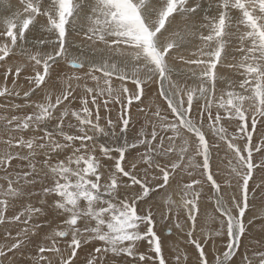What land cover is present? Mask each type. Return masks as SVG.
<instances>
[{"label": "snow or ice", "instance_id": "snow-or-ice-1", "mask_svg": "<svg viewBox=\"0 0 264 264\" xmlns=\"http://www.w3.org/2000/svg\"><path fill=\"white\" fill-rule=\"evenodd\" d=\"M69 35L82 36L88 51L77 46L73 54ZM193 39L200 42L196 58L185 59L181 50ZM230 46L240 54L236 63L227 62ZM222 57V66L241 79L218 74ZM177 61L189 66L194 87L181 83ZM0 71V97L25 101L0 108L32 109L0 115V225H22L15 237L6 233L13 242L0 247V264H15L9 254L28 245L37 249L30 264H76L78 251L88 248L83 264H128V258L131 264H235L253 223H245L250 196L264 203V0H0ZM20 79L28 83L22 93ZM81 81L85 95L77 97ZM152 84L166 108L156 106L130 140L132 107L145 112L140 104ZM218 84L225 85L219 95ZM77 100L80 107H71ZM111 106H118L115 121ZM101 108L109 114L104 124ZM205 124L231 153L227 200L211 164L219 144L209 143ZM196 170L204 179L195 178ZM180 171L193 179L176 204L166 190ZM205 183L222 219L201 237ZM157 195L169 206L162 217L171 224L167 235L179 230L195 259L176 246L173 258L166 257L159 222L142 206ZM14 208L19 211L9 216ZM256 218L264 229V217ZM225 233V250L210 262L206 246ZM145 244L148 251H140ZM242 264H264V250L245 252Z\"/></svg>", "mask_w": 264, "mask_h": 264}, {"label": "bare ground", "instance_id": "bare-ground-1", "mask_svg": "<svg viewBox=\"0 0 264 264\" xmlns=\"http://www.w3.org/2000/svg\"><path fill=\"white\" fill-rule=\"evenodd\" d=\"M7 1V2H6ZM6 1H3L2 0V2H4L5 4H7V3H13V4H17L16 3V1L15 0H6ZM85 43V42H84ZM86 44V43H85ZM79 45V44H78ZM80 46V45H79ZM82 46V45H81ZM84 47V46H83ZM190 51V50H189ZM73 52V51H72ZM99 57H100V54H99ZM187 66V65H186ZM188 67V66H187ZM66 68V67H65ZM65 68H63L62 67V65H61V70H62V72H65V73H67V71L68 70H66ZM219 71V70H218ZM225 71V70H224ZM2 73V71H0V74ZM186 73V72H185ZM23 73H22V77H23ZM3 83H4V80L2 79V81L0 80V85H3ZM8 86H9V88L11 89V87H12V81H9L8 80ZM81 83V88L80 89H77V91H79L80 93H82V96L83 95H85V92H84V88H83V83H84V81H81L80 82ZM87 83H88V86H92L93 84H92V81H90L89 82V80L87 81ZM129 83H130V81H129ZM17 84H18V90H20L21 91V93L24 91V90H27L28 89V83L24 80V79H20V80H18L17 81ZM92 84V85H91ZM24 87H26V88H24ZM133 87V85H131L130 86V89ZM157 90H158V84H152L151 86H149V87H147L146 88V90L145 91H147L148 93H147V96H146V94H145V97H143L142 98V100H143V103L142 104H144V106L145 107H149L148 109H145V112L143 113L144 114V116L146 117V119L145 118H141V117H136L137 118V120L139 121L138 123H136V124H132V125H130V131H129V133L132 135V138L131 139H133L134 138V136L136 135V133L138 132V130L140 129V125H144L145 127H147V120L148 119H150L151 117H150V112H151V108H152V110H154L155 109V107H156V105H158L160 108H162L163 107V109L165 108V103L163 102V100L162 99H160V98H158V96H157ZM75 95V94H74ZM77 95V94H76ZM81 96V97H82ZM78 97V96H77ZM34 99H39V97H34ZM15 103H19V104H24L25 103V101H24V98H23V96L21 95V97H13V98H4V97H0V104H3V105H8V106H10V105H12V104H15ZM67 103V102H66ZM76 104H77V102H76ZM75 105V104H74ZM80 106H78V108H79ZM133 108V107H132ZM30 111H32V109L31 108H27V107H25V108H23V109H21V110H19V111H17V110H14V109H9V108H0V115H8V116H11V115H16V114H23V113H26V112H30ZM146 113H147V115H146ZM143 117V116H142ZM170 119H171V117H170ZM135 121V120H134ZM259 126V125H258ZM134 127V128H133ZM235 127V125H232L231 127H229V132L231 133V131H232V129ZM258 129H259V127H258ZM119 130V129H118ZM150 130V129H149ZM117 131V130H116ZM205 132H206V134H207V138H208V140H210L211 139V137L213 136L214 137V139H216V140H218V138L215 136V135H213L212 134V132H211V130L207 127V125H205ZM4 132H3V128H2V126H0V138H2L3 136H4V134H3ZM258 138V136H256L255 134H254V141L256 140ZM102 140L104 139V138H101ZM213 139V138H212ZM211 141H209V143H210ZM213 143H216L215 141H213ZM222 143V142H221ZM211 144V143H210ZM224 143H222V145H223ZM0 145H2V144H0ZM220 145L221 144H219V147H220ZM3 146V145H2ZM225 146V145H224ZM241 146H243V142H241ZM224 149V151H225V147L223 148ZM216 151V150H215ZM222 151V150H221ZM221 151H219V152H221ZM227 152V151H226ZM230 153V152H229ZM222 154V152L221 153H219L218 154V156L219 155H221ZM228 154V153H227ZM231 154V153H230ZM134 155V154H133ZM223 155V154H222ZM221 155V156H222ZM225 155V157H226V154H224ZM215 155L213 154V158H212V161H211V164L213 165L214 164V160H215V157H214ZM218 156L216 157V158H218ZM221 156H220V160L222 159L221 158ZM228 156V158H229V154L227 155ZM223 157V156H222ZM255 158H259L258 157V155H256V156H254ZM199 159V158H198ZM226 158H223V161L225 160ZM217 160V159H216ZM221 162L222 164L221 165H223V163L224 162ZM219 162V161H218ZM220 163V162H219ZM225 163H227V162H225ZM224 163V164H225ZM220 165V164H219ZM218 164L215 166V165H213V167H212V169L214 170V168H215V170H216V175H215V178L216 179H218L217 181L219 182V183H221L222 184V188H224L226 191H233L232 189H229V188H227L226 186H225V184H224V180H225V178H222L223 176H222V173L220 172V171H223V169H222V167L220 168H218V166H219ZM220 165V166H221ZM227 165V164H226ZM215 166V167H214ZM224 168V167H223ZM228 168V167H227ZM220 169H222V170H220ZM226 169V168H225ZM228 170V169H227ZM224 172H227L226 170H224L223 171V173ZM2 175H3V173L2 172H0V177H2ZM194 176H195V178H200V179H204L203 177H201L200 176V172H199V170H196L195 171V173H194ZM222 176V177H221ZM254 176H257L258 178H259V173H258V171L255 173V175ZM224 177H226V176H224ZM257 178V179H258ZM191 179H193V177H190V176H188L187 175V173L186 172H177L176 174H174L171 178H170V187H168L167 188V194H169V195H171V197H172V200L173 201H175L176 203H180V201H181V195H182V185L184 184V183H187V180H191ZM224 179V180H223ZM256 179V180H257ZM252 183V185L250 184L249 186H250V190L252 189V187H253V181L251 182ZM161 191H162V193L165 191V190H163V189H160ZM159 191V190H158ZM210 191H212L211 189H210V187L208 186V184L207 183H205V185H204V189H203V194H202V197H201V201H200V208H201V214H200V216L198 217V224H197V228H198V230H200V229H204V226L202 225L203 223H204V220L205 219H207L208 221H211L212 223V228L213 229H215V227H220V220L222 219L221 217H220V215H219V213L218 212H216L215 211V207H214V205L212 204L213 203V201L215 200V198H213V197H211V195L212 194H214L215 195V193L212 191V194H210V196H208V194L210 193ZM237 193V192H236ZM235 193V194H236ZM226 194V193H225ZM238 194L239 193H237L236 195L238 196ZM226 195H229V194H226ZM225 195V196H226ZM213 196V195H212ZM157 198H155L156 200H157V203H161V205L163 206V207H165V208H168L169 206L165 203V197H164V195H158V196H156ZM211 200H213V201H211ZM255 200V199H254ZM256 200L258 201L259 200V196H257V198H256ZM255 200V201H256ZM153 201H155L154 199H153ZM252 201V202H251ZM261 201V200H260ZM33 202H35V201H33ZM156 202V201H155ZM259 202V201H258ZM256 203V202H255ZM254 202H253V200H251L250 199V205L252 206V205H256ZM260 203V202H259ZM261 204H263V203H261ZM160 205V204H159ZM143 207H151L152 205H142ZM159 207V206H158ZM257 207H259L258 205H257ZM264 207V206H263ZM262 207V208H263ZM157 208V206L155 205V206H153V213H154V216H155V218H156V220L159 222V224H160V226L161 227H159L158 226V234L161 236V238H162V241L164 242V251H165V254H167L166 253V251H168V254L167 255H169L170 257H171V259H172V257H173V250H172V248H173V246H176V247H178L182 252H184V251H186L189 255H190V253L191 252H189L190 251V248H193V249H195L193 246H191V245H188L187 243H186V240H187V238L185 237V236H183L181 233H180V231L179 230H176V229H174L173 230V235L172 236H168L167 235V228L168 227H171V224H169V223H167L168 225H166V223H165V225H163V223H160V222H162L161 221V218H158L157 217V215L159 214V212H161V213H163V215H165L166 214V209H156ZM206 208H208V210H207V212H208V214H207V212H206ZM257 210V209H256ZM19 211V208H14V209H10L9 210V213H8V215L9 216H11V215H13V214H15L16 212H18ZM173 211H175V210H173ZM248 212H252V211H246V213H245V215H247V213ZM158 213V214H157ZM155 214H157V215H155ZM206 214L208 215V216H206ZM182 215H183V213H182ZM181 215V216H182ZM256 215V214H255ZM261 216V215H260ZM161 217V216H160ZM262 217V216H261ZM254 218V217H253ZM49 219H51V217L49 218ZM259 221H260V219H258ZM181 221H183V218L181 217ZM255 221V220H254ZM257 222L256 223V221L254 222V224L253 225H251V226H248V231L246 232V234H245V236L244 237H242L241 238V245H240V247H239V249H238V251H237V254L234 256V261H235V264H242V261H243V257H244V254H245V252H247L249 255H251V252H252V250H254V249H256V250H264V237H262L263 236V234H264V229H262V227H261V223L260 222ZM258 223H260V224H258ZM158 224V225H159ZM207 224V223H206ZM208 225V224H207ZM55 225L53 224V227H54ZM163 226V227H162ZM22 227V225H20V224H18V223H14V224H11V225H0V247H2V246H4L6 243L7 244H10L11 242H13L12 241V239H6V233L7 232H11L12 233V236L13 237H15V235H16V232L17 231H19V229ZM187 227H188V225H184V230L186 231L187 230ZM256 228H259V230H256ZM206 232L205 231H201L199 234L201 235V237H204V236H206L209 232H214L215 230H212V229H210V230H208V226L206 227ZM45 231H48V229L47 228H45ZM227 235H226V233H225V235H223V236H219V237H216V238H214V242L213 241H210L209 242V244H211L210 245V248H207V246H206V252H207V250H209V254L208 255H211V252H212V249L211 248H213L214 249V251L216 252V254L217 253H222L225 249H223V248H221V246H219V244H217V242H219V241H217L216 242V239L217 240H219V239H221V237H226ZM261 238H263V240H261ZM226 239L227 238H225V240L224 241H226ZM256 241H261V243L260 244H257L256 243ZM227 242H228V240H227ZM226 242V243H227ZM220 243V242H219ZM208 244V245H209ZM222 244V243H221ZM225 246H226V244H225ZM61 247H63V242L61 243ZM248 250V251H247ZM89 251H91V249L90 248H88V249H85V250H82V251H78V256H77V259H76V264H83V261H84V259H85V256L87 255V253L89 252ZM140 251H142V252H147L148 251V248H147V245L145 244V245H143V246H141V248H140ZM36 252H37V249L33 246V245H28L27 247H25L24 249H22L21 251H17L15 254H12V253H10L9 254V257L10 258H13L14 259V261H15V264H30V262H29V258L30 257H34L35 255H36ZM46 255H48L49 256V258L50 259H52L53 261H55L56 259H57V257H56V255L54 254V253H47ZM191 255H193V254H191ZM166 257H168V256H166ZM210 258H211V256H209ZM196 258V255L194 256V259ZM210 260V259H209ZM128 264H131V258H128Z\"/></svg>", "mask_w": 264, "mask_h": 264}, {"label": "rangeland", "instance_id": "rangeland-1", "mask_svg": "<svg viewBox=\"0 0 264 264\" xmlns=\"http://www.w3.org/2000/svg\"><path fill=\"white\" fill-rule=\"evenodd\" d=\"M3 1H6V0H3ZM16 1V3L18 4V0H15ZM7 2V1H6ZM4 3V2H3ZM83 22V21H82ZM182 22L181 21H176L175 22V24L176 25H180ZM68 40H69V42L73 45V47L71 48V51H73L72 53L73 54H77V46H79L80 45V47H83L84 48V50H85V52H87L88 51V49H87V42H86V40H84L83 39V37L82 36H76V35H69V37H68ZM86 44H85V43ZM199 40H197V39H193L192 41H191V43L190 44H188L187 45V47H185V48H183L182 50H181V55H183L184 57H185V59H195L196 57L195 56H193L192 55V53H194L196 50H197V46L199 45ZM235 43V42H234ZM79 44V45H78ZM82 45V46H81ZM234 46V45H233ZM233 46H230L229 47V49H228V52H227V62L228 63H236V62H238L239 61V59H240V54L238 53V52H234V51H232V47ZM190 50V51H189ZM106 55V54H105ZM233 56H235V60H233L232 59V57ZM97 59H99L100 57H99V53H97V57H96ZM225 63V60L223 59V57H222V62H221V65H218L217 66V72H218V74H223V75H226L229 79H231V80H233V81H238L239 79H241V77H239V75L236 73V70L235 69H228V68H225V67H223L222 65ZM188 66V65H187ZM183 62H181V61H177L176 62V71H177V73L179 74V76L181 77V83L183 84L185 81H187V84H188V86H190V87H194L195 85H196V81H194V80H190V79H188V75H189V73H188V68H189V66L187 67ZM62 67L63 68H65L66 70H68L67 71V73H71V71L72 70H70L69 68H68V66L67 65H63L62 64ZM191 67H195L194 65L193 66H191ZM219 70V71H218ZM225 70V71H224ZM186 72V73H185ZM81 74H83V73H81ZM175 78V77H174ZM2 79L4 80V76H3V74L1 73L0 74V80L2 81ZM12 77L10 76L9 77V81H12ZM89 82H90V80H89ZM92 84H93V82H92ZM91 84V85H92ZM127 85H128V87L130 88V86L132 85L131 84V81H130V83H129V81L127 82ZM93 86V85H92ZM118 86V85H117ZM225 87V85H219L218 84V92H217V94L219 95V89L220 88H224ZM24 88H26V87H24ZM81 88V87H80ZM80 88H78V89H80ZM147 91H145V94H146V96H147ZM75 94V96H78V97H81L82 96V93H80L79 91H77L76 90V92L74 93ZM77 94V95H76ZM145 97V96H144ZM17 98V97H16ZM76 102H77V104H76ZM74 104H72V105H70L71 107H75V108H78V106H80V104H79V101L77 100ZM165 105V104H164ZM156 106H158V105H156ZM140 107L141 108H144V109H148L149 107H145L144 106V104H140ZM165 108H166V105H165ZM164 108V109H165ZM162 110H163V107L161 108ZM151 111H152V108H151ZM194 111H195V108H194ZM131 114H132V124L134 123V124H136V123H138L139 121L137 120V118L136 117H141V118H145L146 119V117L144 116V114L142 113V112H140L138 109H137V107H136V105H135V103H134V105H133V108H132V110H131ZM109 114L103 109V108H101V117H102V120H101V123L102 124H104L105 123V120H106V118H107V116H108ZM110 115H111V118L115 121V120H117V117H118V115H119V110H118V106H111V113H110ZM143 116V117H142ZM135 120V121H134ZM205 125H207V124H205ZM141 126L142 125H140V128H141ZM257 127H259L260 128V126H257ZM134 128V127H133ZM235 128V127H234ZM234 128L232 129V130H234ZM119 126L117 127V133H119ZM4 134V133H3ZM131 138H132V135L129 133V139L131 140ZM213 138V139H212ZM258 139L259 138H257L254 142H257L258 141ZM209 141H211L210 143L211 144H213V141H215L216 143H218V144H221L220 145V147H219V150L217 151L215 148L213 149V154L215 155L214 157H215V162H214V164L213 165H221L222 163V161H223V158H226L225 157V155L224 154H226V153H228L229 154V158L231 157V154L229 153V152H226L227 151V149H226V145L225 144H223L222 145V143L219 141V140H216V139H214V137L212 136L211 137V139L209 140ZM3 145V144H2ZM2 145H0V150H2L3 149V146ZM225 145V146H224ZM225 147V151H224V148ZM216 150V151H215ZM222 150V151H221ZM219 151H221L222 152V156L221 155H219L218 156V154L219 153H221V152H219ZM134 155H135V153H133ZM227 154V155H228ZM256 155H258V154H255L254 153V156H256ZM218 156V158H216ZM220 156H221V160H220ZM129 158H131V157H129ZM217 159V160H216ZM255 160H257V158H255L254 157V161ZM220 163H219V162ZM224 163L225 162H227V159H225L224 161H223ZM14 164L16 163L15 161L13 162ZM223 163V165H219L218 166V168L220 167H222V169H223V171L224 170H226L227 172H224L223 173V171H220L221 173H222V178H225L224 176H227L228 174H229V172H230V168L226 165L227 163H225L224 164ZM213 165H212V167H213ZM214 166V167H215ZM228 167V168H227ZM226 168V169H225ZM222 169H220V170H222ZM228 169V170H227ZM182 172V171H181ZM213 172L215 173L216 172V170H215V168H214V170H213ZM183 173V172H182ZM254 175H255V173H254ZM258 177L257 176H254V180H256ZM192 180V179H191ZM191 180H187V183H189V182H191ZM218 180V179H217ZM224 180V179H223ZM252 181H250V184L252 185V183H251ZM249 184V185H250ZM226 186V185H225ZM222 189H224V188H222ZM160 192H162L161 190H159ZM213 191V190H212ZM212 191H210V193L208 194V196H210V194H212ZM229 194V195H232L233 194V191H226L225 189H224V191H223V195L225 196L226 194ZM238 193V192H237ZM236 193V194H237ZM235 194V195H236ZM213 195V196H212ZM211 195V197H213V198H215V195L214 194H212ZM229 195H226L225 196V199L227 200V198H228V196ZM158 196V195H157ZM238 196H239V194H238ZM155 198H157L156 196H155ZM154 198V200L156 201H150V205H152L151 206V208H152V210H153V206H157V208L156 209H166V212H167V210H168V208H165V207H163L162 205H161V203H157V200ZM250 199L251 200H253L252 198H251V196H250ZM256 200V199H255ZM255 200H253V202L256 204V205H252L251 207H250V209H249V211H252V212H248L247 213V215H245V223L247 224L248 223V220H253V223L251 224V225H253L254 224V222L256 221V223L259 221L258 219L259 218H256V219H254L253 217H264V203L263 204H261L262 202L260 201V199L257 201H255ZM211 201H213V200H211ZM252 202V201H251ZM160 204V205H159ZM176 204H179V203H176ZM213 205H214V201H213V203H212ZM257 205L259 206V207H257ZM159 206V207H158ZM263 207V208H262ZM257 209V210H256ZM173 210H175V206H173ZM207 210H208V208H206V212H207ZM158 214V213H157ZM157 214H155V215H157ZM207 214H208V212H207ZM206 214V216H208ZM256 214V215H255ZM181 215H182V213H181ZM261 215V216H260ZM161 216V217H160ZM164 215H163V213H161V212H159V214L157 215V217L158 218H161V221L162 222H160V223H163V225H165V223H166V225H168L167 224V222L166 221H164L163 219H162V217H163ZM182 218H183V215L181 216ZM255 220V221H254ZM165 222V223H164ZM260 223H261V221H259ZM208 225H207V224ZM212 222L211 221H208L207 219H205L204 220V223L202 224L203 226H204V229H203V231H205L206 232V227L208 226V230H210V229H212V230H216V229H218L219 227H215V229H213L212 228V224H211ZM260 223H258V224H260ZM211 224V225H210ZM251 225H248V226H251ZM159 227H161L160 226V224L158 225ZM163 227V226H162ZM256 230H259V228H256ZM207 233V232H206ZM225 235V234H224ZM223 236V235H222ZM262 237H264V234H263V236ZM216 238V237H215ZM225 238H227L226 239V241H224L225 240ZM218 239V238H217ZM216 239V242L217 241H219V242H217V244H219V246H221V248H223V249H225L226 248V246H225V244L227 245V240H228V237L226 236V237H221V239H219V240H217ZM261 240H263V238H261ZM227 242V243H226ZM222 243V244H221ZM209 244V243H208ZM210 245L211 244H209V245H207V248H210ZM212 249V252H211V255H208V258L210 259V262L211 261H213V259H214V257H215V255H216V252L214 251V249L213 248H211ZM248 251V250H247ZM189 252H191L190 253V257H191V259H194V256L195 255H197V253H196V250L195 249H193V248H190V251ZM166 253L168 254V251H166ZM67 253H65V255H66ZM167 254H165L166 256H168V258L169 259H171V257L169 256V255H167ZM191 254H193V255H191ZM207 254H209V250H207ZM174 255V254H173ZM209 256H211V258L209 257ZM173 258V257H172Z\"/></svg>", "mask_w": 264, "mask_h": 264}]
</instances>
